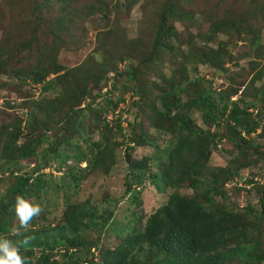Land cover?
<instances>
[{"label":"trees","instance_id":"obj_1","mask_svg":"<svg viewBox=\"0 0 264 264\" xmlns=\"http://www.w3.org/2000/svg\"><path fill=\"white\" fill-rule=\"evenodd\" d=\"M76 1L0 0V237L30 238L21 254L32 264L258 263L262 240L255 234L264 216V186L259 205L246 204L247 215L227 207L225 187L251 164L245 147L252 148L250 136L264 130V89L252 95L248 84L217 91L199 67L224 69L233 58V34H246L255 60L251 71L259 67L255 77L264 76V63L257 62L264 53L254 31L256 25L264 27V0L241 1L238 10L229 8L227 17L212 23L202 37L216 48L196 43L191 35L180 39L175 24L190 19L181 9L188 0H155L154 25H143L141 35L148 37L147 46L141 38L119 37L104 27L96 35L103 60L67 67L59 53L63 36L77 22L137 4L84 0L74 17ZM55 6L57 17L47 15ZM218 34L227 40L216 41ZM134 60L120 72L114 63ZM167 63L168 75L162 70ZM155 66L161 83L146 89L140 78ZM33 87L40 90L38 98ZM127 92L139 98L131 105L145 113L146 131L136 133L134 124L124 128L121 119L112 118ZM219 145L235 154L226 166L213 168L209 159ZM142 147L152 153L134 159L132 152ZM118 149L125 154L124 194L130 203H138L140 191L133 186L142 187L146 177L164 195V203L148 215L136 210L115 221L109 206L117 200L78 197L84 181L110 173ZM244 183L235 192L247 190L252 179ZM182 188L192 193L182 194ZM17 196L43 209L27 231L19 229L12 211ZM107 230L119 239L112 249L101 245Z\"/></svg>","mask_w":264,"mask_h":264},{"label":"rangeland","instance_id":"obj_2","mask_svg":"<svg viewBox=\"0 0 264 264\" xmlns=\"http://www.w3.org/2000/svg\"><path fill=\"white\" fill-rule=\"evenodd\" d=\"M241 1L247 0H188L187 2H184L181 5V9L190 14V19L175 24V27L180 34V39L187 40V36L191 35L195 38L196 43L216 48L217 46L214 41L209 43L210 41L207 42L208 38H206L204 42V37L202 36H205L206 34L208 36V34H210L209 27H211L212 23L223 20L225 16L227 17L229 8L235 7L236 10H238L237 8L240 7ZM83 2L84 0H78L74 3V6L72 7V15L74 17L79 15V9L82 8L81 6ZM116 3L122 4L123 0H113L111 5ZM155 3V0H137V4L133 6L130 11H126L124 8H122V11H120L121 8L117 10L113 9L109 16L103 14L106 16L105 19L100 20L99 17L102 15H99L97 16V20L96 17L93 16L88 20L83 19L79 21V23L77 22L78 25L73 26L70 31L63 36L66 43L65 47L59 53V62L67 67L79 66L87 61L90 63L101 62L103 60V55L101 52L97 53L99 43L96 41V35L99 34V30L104 29V27L107 29L109 28L108 26L112 27V31L115 32L117 36L121 37L124 35L130 40L141 38V44H145V46H147L149 42L148 37L143 38L141 35L145 36L146 34L143 25H147L148 28L154 25V19L151 15ZM48 13H51H46L49 16L57 17V7L55 6V10H49ZM113 25H116L117 27H114ZM256 27L257 28L254 31H257L256 33L259 35V42L261 44L260 50L264 53V27L262 26L263 28H260L258 25H256ZM233 38V44H235L232 45L233 47L229 48L230 55L233 58L228 63L226 62L224 69L215 70V68L201 65L199 67L200 73L207 81H210L212 88L217 91L229 87L237 88L240 85L245 87L249 84L252 86V89H250L248 93L253 95L257 92V90L261 91V89H264V76L260 79L256 78V72L260 68L258 67L256 71H251V66H249L252 61H255L252 57H250L253 56L250 55V52H252L250 44L251 35L244 34L242 36L238 35L235 37V34H233ZM215 39L216 41H218V39L226 41L227 37L225 35L218 34V36H215ZM181 50L186 52V45H183ZM257 62L261 65L264 63V60L260 59L257 60ZM114 63L120 72L127 66L135 64V60L125 62L115 61ZM165 65V68L162 70L166 75H168L169 70H172V67L169 66V63ZM158 70L159 68L155 66L152 71L148 72L150 74H146V77L140 78V80L145 84L146 89H151L150 85L152 82L161 83V79H159L156 74ZM112 75L114 74L109 73V79ZM115 77L117 78V76ZM123 81V77L118 78L116 83H122ZM110 82H112L111 79ZM134 84L135 81H131V85ZM33 89L35 93L34 98H38L40 92L39 88L33 87ZM239 89L241 91L243 88L241 87ZM240 91L232 100L238 97ZM132 93L133 92H127V94L124 95V102H121L118 105L114 115H112V118L115 120L121 119V126L124 128H129V123L134 124L135 127H133V131L136 133H138L140 129L142 130V128L146 131V115L134 104L131 105V103L136 102L139 99L137 96L132 95ZM251 99H254V97L250 96V98H248V100ZM195 121L196 123H199L198 118H196ZM137 123L140 124L138 125ZM262 128L257 129L249 138L254 144L252 148L245 147L246 156L251 162L250 166L241 170L240 177L235 179V181L228 183L225 187V190L230 197L229 202H226L227 207L232 211H239L241 215L248 214L246 204L253 205V208H256L260 203V188L264 186V130H262ZM231 151L232 150L230 149L224 151L223 147L219 145L217 150L211 154L209 165L213 168L226 166L235 154ZM151 153L152 149L150 147L137 148L132 152V157L139 160ZM124 157V150L118 149L116 152L117 160L112 166L110 173L106 176L99 174L97 177L94 176L84 181L78 195L81 201L89 199L91 202H101L106 197L117 200L115 205L109 206L110 210H113L115 221L119 218H123L125 215H127L126 217H129L130 214L136 210H139L140 214L148 215L156 210L165 201L164 195L159 194L154 187L150 185L149 177H146V181L142 187L133 186L135 190L140 191L138 203H130L128 196L124 194V180L128 176V168L126 162L124 161ZM82 167H84V165H82ZM247 179H252V183L245 186V189L247 190L235 192V187L239 185L240 182L244 185V181ZM180 192L186 195L192 193L188 188H182L180 189ZM232 202L237 203V205L232 204ZM106 205L108 204L106 203ZM142 223L143 222H141V225H143ZM92 236L95 237L96 234L94 235V233H92ZM255 236H259L262 240V248L260 250L261 252H259L260 261L256 264H264V216L262 217L258 233H256ZM89 237L92 238L90 235ZM118 241L119 239L107 230L102 235L101 245L102 247L112 249ZM94 253L96 254L97 252L94 251Z\"/></svg>","mask_w":264,"mask_h":264},{"label":"clouds","instance_id":"obj_3","mask_svg":"<svg viewBox=\"0 0 264 264\" xmlns=\"http://www.w3.org/2000/svg\"><path fill=\"white\" fill-rule=\"evenodd\" d=\"M253 111L256 110H251V112ZM12 211L19 222V229L27 231L30 229L33 219L39 217L43 209L22 196H17ZM12 231L17 232L18 229L13 228ZM29 242L30 238L14 242L11 239L0 237V264H32L29 257L21 254V247L27 246Z\"/></svg>","mask_w":264,"mask_h":264},{"label":"water","instance_id":"obj_4","mask_svg":"<svg viewBox=\"0 0 264 264\" xmlns=\"http://www.w3.org/2000/svg\"><path fill=\"white\" fill-rule=\"evenodd\" d=\"M105 18H106V16H105V15H102V16H100V17H99V19H100V20H101V19H105ZM260 119H261V120H262V119H264V114L261 116V118H260Z\"/></svg>","mask_w":264,"mask_h":264},{"label":"built area","instance_id":"obj_5","mask_svg":"<svg viewBox=\"0 0 264 264\" xmlns=\"http://www.w3.org/2000/svg\"><path fill=\"white\" fill-rule=\"evenodd\" d=\"M253 113L255 114V113H256V111H253ZM243 137H244V135H243Z\"/></svg>","mask_w":264,"mask_h":264}]
</instances>
